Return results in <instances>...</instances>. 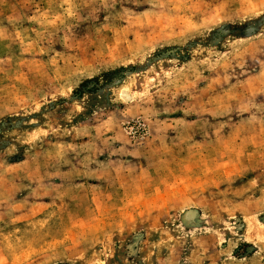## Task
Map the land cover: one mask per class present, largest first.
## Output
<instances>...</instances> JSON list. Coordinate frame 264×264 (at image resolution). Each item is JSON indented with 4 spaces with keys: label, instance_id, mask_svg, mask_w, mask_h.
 <instances>
[{
    "label": "rangeland",
    "instance_id": "1",
    "mask_svg": "<svg viewBox=\"0 0 264 264\" xmlns=\"http://www.w3.org/2000/svg\"><path fill=\"white\" fill-rule=\"evenodd\" d=\"M0 264H264V0H0Z\"/></svg>",
    "mask_w": 264,
    "mask_h": 264
}]
</instances>
